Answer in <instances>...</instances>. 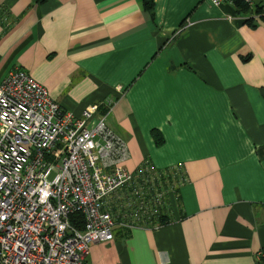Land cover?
Here are the masks:
<instances>
[{"label":"crops","instance_id":"1","mask_svg":"<svg viewBox=\"0 0 264 264\" xmlns=\"http://www.w3.org/2000/svg\"><path fill=\"white\" fill-rule=\"evenodd\" d=\"M254 4L250 28L229 2L153 0L152 20L140 0H0V80L19 68L63 110L97 105L126 169L146 161L175 182L165 223L115 229L88 263L264 264V0Z\"/></svg>","mask_w":264,"mask_h":264},{"label":"built area","instance_id":"2","mask_svg":"<svg viewBox=\"0 0 264 264\" xmlns=\"http://www.w3.org/2000/svg\"><path fill=\"white\" fill-rule=\"evenodd\" d=\"M104 119L97 105L61 109L19 68L0 80V264H90L89 245L115 229L167 221L175 182L146 161L126 169V143ZM74 213L82 229L69 224Z\"/></svg>","mask_w":264,"mask_h":264},{"label":"trees","instance_id":"3","mask_svg":"<svg viewBox=\"0 0 264 264\" xmlns=\"http://www.w3.org/2000/svg\"><path fill=\"white\" fill-rule=\"evenodd\" d=\"M44 0H33V2H42ZM231 4L234 8V11L240 15H247L246 17L242 18V23L246 24L250 28L256 27L258 20H260V9L259 7L254 4L252 7L250 6L251 3H247L245 0H230ZM143 10L149 15V18L153 20L154 18V8H153V0H140ZM6 17V24H10L8 12L3 7H0V15L3 14ZM103 110H101V113ZM151 135L155 144H159L161 142V138L155 131H151ZM69 224L74 226L77 229H82V219L81 216L77 213L71 214L68 218ZM159 222L165 223V219L161 218Z\"/></svg>","mask_w":264,"mask_h":264}]
</instances>
